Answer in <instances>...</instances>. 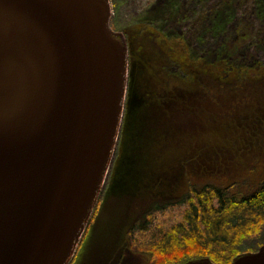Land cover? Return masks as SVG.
<instances>
[{
  "label": "water",
  "instance_id": "water-1",
  "mask_svg": "<svg viewBox=\"0 0 264 264\" xmlns=\"http://www.w3.org/2000/svg\"><path fill=\"white\" fill-rule=\"evenodd\" d=\"M110 18V0H0V264H68L93 212L127 98Z\"/></svg>",
  "mask_w": 264,
  "mask_h": 264
},
{
  "label": "trees",
  "instance_id": "trees-1",
  "mask_svg": "<svg viewBox=\"0 0 264 264\" xmlns=\"http://www.w3.org/2000/svg\"><path fill=\"white\" fill-rule=\"evenodd\" d=\"M149 25L126 31V108L95 220L124 206L119 238L131 250L133 234L143 233L156 211L186 204L183 219L150 250L148 264H157L156 254L158 264L203 258L232 264L243 239L264 223V59L240 67L226 58L209 62L194 57L185 36ZM139 209L141 218L131 224L130 213ZM123 252L102 264H122Z\"/></svg>",
  "mask_w": 264,
  "mask_h": 264
},
{
  "label": "rangeland",
  "instance_id": "rangeland-1",
  "mask_svg": "<svg viewBox=\"0 0 264 264\" xmlns=\"http://www.w3.org/2000/svg\"><path fill=\"white\" fill-rule=\"evenodd\" d=\"M110 3L109 25L128 48L129 72L130 55L126 31L138 22L148 23L151 27L154 25L169 37L185 36L194 57H205L209 62L226 58L233 61L236 67H240L251 65V58H256V61L264 59V0H110ZM147 44L153 51H161L154 40H147ZM177 71L178 68H172L171 72ZM118 143L119 140L117 146ZM111 167L93 212L77 241L73 257L86 243H90L86 248L89 264H102L107 255L113 258L120 251H124L122 264H148L150 250H154L162 234L183 219L186 204L170 205L156 211L146 230L133 234L135 249L128 250L130 248L123 245V239L121 241L119 238L125 228L124 206L113 207L108 218L95 220L101 201L106 195ZM142 213L141 209L130 213L131 224L139 220ZM263 246L264 223L255 234L243 239L238 246V256L258 251ZM138 247L144 251L137 249ZM73 257L69 264L74 262ZM155 259L158 264L157 254ZM111 262L112 259L107 260V264Z\"/></svg>",
  "mask_w": 264,
  "mask_h": 264
},
{
  "label": "flooded vegetation",
  "instance_id": "flooded-vegetation-1",
  "mask_svg": "<svg viewBox=\"0 0 264 264\" xmlns=\"http://www.w3.org/2000/svg\"><path fill=\"white\" fill-rule=\"evenodd\" d=\"M90 240H91V237H90ZM89 244L90 243H88V244L86 243L84 245V247L81 249V251L79 253H77L76 256L73 257V258H75V260L71 264H84V263L89 264L88 257L86 256V248L88 247Z\"/></svg>",
  "mask_w": 264,
  "mask_h": 264
},
{
  "label": "bare ground",
  "instance_id": "bare-ground-1",
  "mask_svg": "<svg viewBox=\"0 0 264 264\" xmlns=\"http://www.w3.org/2000/svg\"><path fill=\"white\" fill-rule=\"evenodd\" d=\"M128 80H129V76H128ZM127 89H128V84H127Z\"/></svg>",
  "mask_w": 264,
  "mask_h": 264
}]
</instances>
